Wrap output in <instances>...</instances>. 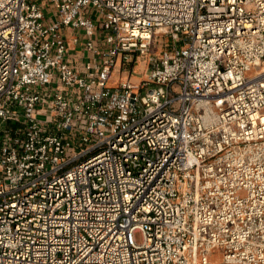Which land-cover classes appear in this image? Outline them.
Returning <instances> with one entry per match:
<instances>
[{
    "label": "built area",
    "instance_id": "obj_1",
    "mask_svg": "<svg viewBox=\"0 0 264 264\" xmlns=\"http://www.w3.org/2000/svg\"><path fill=\"white\" fill-rule=\"evenodd\" d=\"M0 264H264V0H0Z\"/></svg>",
    "mask_w": 264,
    "mask_h": 264
},
{
    "label": "rangeland",
    "instance_id": "obj_2",
    "mask_svg": "<svg viewBox=\"0 0 264 264\" xmlns=\"http://www.w3.org/2000/svg\"><path fill=\"white\" fill-rule=\"evenodd\" d=\"M96 12V10H92V13L94 14ZM160 38H162V36H160ZM166 39V37H165ZM167 43H170V39H167ZM155 49L156 48H159V44H155L154 45ZM145 57L144 56H139L138 59L136 60V62L134 63V69H133V72H132V75L130 77V79L133 81V82H139L141 81L143 78H145ZM119 77V73L117 72V70H115V72L113 73L112 77H111V82L110 84H113V85H117V81L115 82H112L113 79H118ZM148 87H146L147 89ZM41 117H44V115H41ZM220 255L221 253H218V252H213L210 257L213 259V260H216V261H219L220 260Z\"/></svg>",
    "mask_w": 264,
    "mask_h": 264
},
{
    "label": "crops",
    "instance_id": "obj_3",
    "mask_svg": "<svg viewBox=\"0 0 264 264\" xmlns=\"http://www.w3.org/2000/svg\"><path fill=\"white\" fill-rule=\"evenodd\" d=\"M72 61H73V62H70V64H72V65H74V66H80V64L82 63V62H81V59H75V58L73 59V58H72ZM115 81H116V80L113 79L112 82H115Z\"/></svg>",
    "mask_w": 264,
    "mask_h": 264
}]
</instances>
